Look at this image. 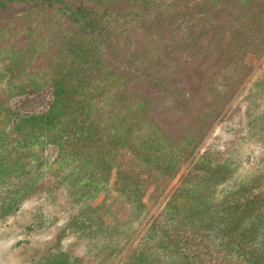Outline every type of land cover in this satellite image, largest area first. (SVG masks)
I'll return each mask as SVG.
<instances>
[{
	"label": "rangeland",
	"instance_id": "obj_1",
	"mask_svg": "<svg viewBox=\"0 0 264 264\" xmlns=\"http://www.w3.org/2000/svg\"><path fill=\"white\" fill-rule=\"evenodd\" d=\"M64 4L91 9L103 36L82 33L63 6L0 0V264L61 253L182 263L147 239L155 222L192 264H247L212 232H176L166 209L186 182L216 204L237 192L264 201V0ZM60 83L79 124L65 154L52 142L62 128L32 132L27 120ZM119 171L144 179V210L120 193Z\"/></svg>",
	"mask_w": 264,
	"mask_h": 264
},
{
	"label": "trees",
	"instance_id": "obj_2",
	"mask_svg": "<svg viewBox=\"0 0 264 264\" xmlns=\"http://www.w3.org/2000/svg\"><path fill=\"white\" fill-rule=\"evenodd\" d=\"M18 1L41 3L50 7L63 6L82 33L94 37H102L104 34L103 27H101L91 9L82 7L75 9L65 5L64 0ZM68 90L64 83H60L45 100L40 96L43 98L40 110L28 113L27 117L28 131L33 132L38 127H41L42 131L63 129V132L55 136L52 141L53 144L58 146L62 154H65V148H67L71 138H75L78 134L72 133V129L79 128L78 116L71 119L74 111L66 106L70 104L71 100L68 97ZM80 116H83V113ZM82 130L80 134L85 136L86 131L89 132L90 128L83 125ZM144 156L147 163L159 165L158 168L166 174L170 172L171 164L165 165V162L157 161L154 155L150 153H146ZM213 178L214 175H211L208 181L212 182ZM143 183L144 179L142 177H135L126 171L118 172L116 185L120 193L126 196L127 200L139 212L146 208L143 202L145 196ZM205 190L204 187L191 186L189 182H186L185 186L176 191L171 198L170 207L166 209V216L171 226H176V232L178 228L212 232L220 238L223 249H228L230 254H236L238 258L244 257L247 264H264V240H262L264 238V207L261 206L264 205V201H261L263 203L259 205L261 198L237 192L227 195L216 204L212 203L210 198L207 197ZM182 198L186 199V203H190L187 204L186 208H184L186 203L179 206V199ZM164 226L167 225H162L159 222L153 223L147 231V239L153 241V243L157 241V248L181 259L182 263L180 264H192L191 255L181 248L179 240H173L174 235H171L170 231ZM260 240L263 243L262 250L253 251L255 243ZM47 264L73 263L67 254L61 253L53 256Z\"/></svg>",
	"mask_w": 264,
	"mask_h": 264
}]
</instances>
